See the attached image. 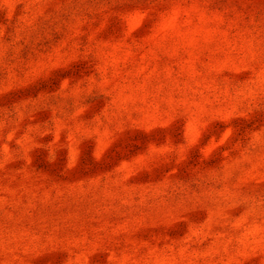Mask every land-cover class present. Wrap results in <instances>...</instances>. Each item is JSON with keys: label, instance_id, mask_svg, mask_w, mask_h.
<instances>
[{"label": "rangeland", "instance_id": "rangeland-1", "mask_svg": "<svg viewBox=\"0 0 264 264\" xmlns=\"http://www.w3.org/2000/svg\"><path fill=\"white\" fill-rule=\"evenodd\" d=\"M0 264H264V0H0Z\"/></svg>", "mask_w": 264, "mask_h": 264}]
</instances>
